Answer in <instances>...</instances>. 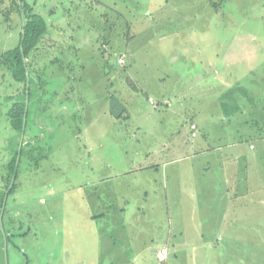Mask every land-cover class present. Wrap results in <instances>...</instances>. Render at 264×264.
I'll list each match as a JSON object with an SVG mask.
<instances>
[{
    "label": "rangeland",
    "instance_id": "obj_1",
    "mask_svg": "<svg viewBox=\"0 0 264 264\" xmlns=\"http://www.w3.org/2000/svg\"><path fill=\"white\" fill-rule=\"evenodd\" d=\"M35 1L50 26L38 58L42 94L34 92L42 99L32 109L10 185L15 191L6 199L0 264H96L94 225L84 218L83 202L94 195L83 186L85 170L99 164L92 150H108L122 168L125 150L183 143L179 134L162 137L187 133L186 117L196 110L208 123L223 119L212 100L224 101L229 90L235 102L244 101L234 115L254 130L264 125V0ZM11 2H0V56L20 41L22 16L11 12L9 22L4 16ZM18 89L0 67V195L20 149L8 119ZM148 97L170 106L156 110ZM255 225L246 251L241 246L245 264L251 253L252 264H264V232L255 233L264 227Z\"/></svg>",
    "mask_w": 264,
    "mask_h": 264
},
{
    "label": "crops",
    "instance_id": "obj_2",
    "mask_svg": "<svg viewBox=\"0 0 264 264\" xmlns=\"http://www.w3.org/2000/svg\"><path fill=\"white\" fill-rule=\"evenodd\" d=\"M233 99L229 90L224 101L212 100L223 119L208 123L196 110L186 117L187 133L162 137L179 134L183 143L125 150L122 168L109 161L108 150H92L99 164L85 170L83 186L94 195L83 202L84 218L94 225L96 264H245V236L254 224L264 227V125L246 126L234 115L244 101ZM233 122L239 124L233 128ZM162 250L165 261L157 256Z\"/></svg>",
    "mask_w": 264,
    "mask_h": 264
},
{
    "label": "trees",
    "instance_id": "obj_3",
    "mask_svg": "<svg viewBox=\"0 0 264 264\" xmlns=\"http://www.w3.org/2000/svg\"><path fill=\"white\" fill-rule=\"evenodd\" d=\"M3 0H0L2 2ZM12 7L4 12L5 19L9 22L11 18V12H17L22 18L24 17L25 26L21 28L19 44L11 49L3 52L0 56V67L6 69L14 82L18 84V95L15 97V102L12 104L11 109L8 112V119L11 128L16 131L19 148L22 132L24 129V115L26 110V99H27V74L30 76V87H29V111L25 129V139H27V133L29 131V120L33 113L32 109L35 102H41V96L36 100L34 92L38 90V93L42 94L41 85V72L39 68V56L42 50H46L44 42L46 37L49 35L50 26L46 19L35 12V6L37 2L35 0H12ZM123 54V53H122ZM120 57V55H119ZM155 101V100H154ZM159 106V103L155 101ZM152 105V104H151ZM154 107V105H152ZM154 107V109H158ZM26 145L22 147L20 155L23 154ZM19 151L15 149L12 154L7 167L6 175L8 186L6 193L0 195V216L4 207L6 196L14 193L16 184L13 183L18 176V161ZM11 187V188H10ZM8 239V238H7ZM9 241V239H8Z\"/></svg>",
    "mask_w": 264,
    "mask_h": 264
},
{
    "label": "water",
    "instance_id": "obj_4",
    "mask_svg": "<svg viewBox=\"0 0 264 264\" xmlns=\"http://www.w3.org/2000/svg\"><path fill=\"white\" fill-rule=\"evenodd\" d=\"M24 26H25V23H24V17H23V27ZM27 76H28V78H27V90L28 91H27V99H26V110H25V115H24V129H23L22 136H21L19 155L21 153V150H22V147H23V143H24V140H25V129H26V123H27V118H28L29 104H30V101H29L30 76H29V74H27ZM13 181H14V179H13ZM6 199H7V196L5 198L4 207H3V210H2V214L0 216V227L2 226V222H3ZM5 248H6V251H7V238H6V235H5Z\"/></svg>",
    "mask_w": 264,
    "mask_h": 264
},
{
    "label": "built area",
    "instance_id": "obj_5",
    "mask_svg": "<svg viewBox=\"0 0 264 264\" xmlns=\"http://www.w3.org/2000/svg\"><path fill=\"white\" fill-rule=\"evenodd\" d=\"M127 59H128L127 54L123 53L120 55L118 62L120 65H124L126 63ZM149 102H150V104L154 105L155 107L158 106L153 99H150ZM196 129H197V126L195 124H192L191 130L196 131ZM195 136H196V133L193 132V137H195ZM252 148H254V147H252ZM157 256H158L159 260L165 261L167 258V252L165 250L159 251Z\"/></svg>",
    "mask_w": 264,
    "mask_h": 264
}]
</instances>
